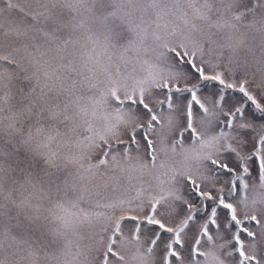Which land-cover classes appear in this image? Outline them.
I'll return each instance as SVG.
<instances>
[{
  "label": "snow or ice",
  "instance_id": "snow-or-ice-1",
  "mask_svg": "<svg viewBox=\"0 0 264 264\" xmlns=\"http://www.w3.org/2000/svg\"><path fill=\"white\" fill-rule=\"evenodd\" d=\"M0 264H264V0H0Z\"/></svg>",
  "mask_w": 264,
  "mask_h": 264
}]
</instances>
